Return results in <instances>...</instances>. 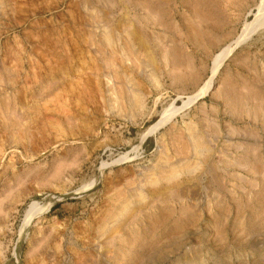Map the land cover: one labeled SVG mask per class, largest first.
<instances>
[{
	"label": "rangeland",
	"instance_id": "obj_1",
	"mask_svg": "<svg viewBox=\"0 0 264 264\" xmlns=\"http://www.w3.org/2000/svg\"><path fill=\"white\" fill-rule=\"evenodd\" d=\"M260 1L0 0V264H264Z\"/></svg>",
	"mask_w": 264,
	"mask_h": 264
},
{
	"label": "bare ground",
	"instance_id": "obj_2",
	"mask_svg": "<svg viewBox=\"0 0 264 264\" xmlns=\"http://www.w3.org/2000/svg\"><path fill=\"white\" fill-rule=\"evenodd\" d=\"M263 16H264V0H261L259 2L257 12L255 13L254 20L250 22H246V24L243 27L242 33L245 34L248 28L250 27L259 26L261 24L259 20L262 19ZM229 51H230V47H224L217 54H215L213 61H212L211 68H210V76L208 77L207 81L204 83V85L200 89H198L193 95H191L181 107H177L178 110L181 109L182 107L187 106V104L196 101L198 98L202 97L205 93H208L209 91L214 89L215 82H216L215 77L216 75H218L217 74L218 70L221 67V65H223L222 63H224V60L226 59ZM164 118H166V115L164 116ZM32 212H33L32 209L28 210L26 214V218H27L26 222L31 217Z\"/></svg>",
	"mask_w": 264,
	"mask_h": 264
}]
</instances>
